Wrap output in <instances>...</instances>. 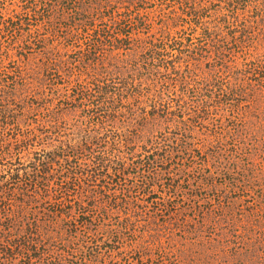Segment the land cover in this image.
Returning a JSON list of instances; mask_svg holds the SVG:
<instances>
[{
	"label": "rangeland",
	"instance_id": "obj_1",
	"mask_svg": "<svg viewBox=\"0 0 264 264\" xmlns=\"http://www.w3.org/2000/svg\"><path fill=\"white\" fill-rule=\"evenodd\" d=\"M0 264H264V0H0Z\"/></svg>",
	"mask_w": 264,
	"mask_h": 264
},
{
	"label": "trees",
	"instance_id": "obj_2",
	"mask_svg": "<svg viewBox=\"0 0 264 264\" xmlns=\"http://www.w3.org/2000/svg\"><path fill=\"white\" fill-rule=\"evenodd\" d=\"M150 164H151L150 161H148V162L146 163V166H145V167H146L147 170L150 168V167H149ZM151 168H153V167H151ZM132 169L134 170V168H132ZM135 169H136V168H135Z\"/></svg>",
	"mask_w": 264,
	"mask_h": 264
}]
</instances>
